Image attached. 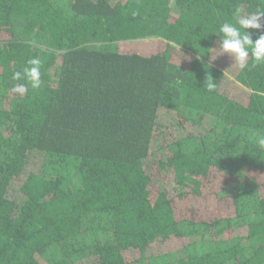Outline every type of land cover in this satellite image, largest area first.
<instances>
[{"label": "trees", "instance_id": "16d2710c", "mask_svg": "<svg viewBox=\"0 0 264 264\" xmlns=\"http://www.w3.org/2000/svg\"><path fill=\"white\" fill-rule=\"evenodd\" d=\"M258 9L0 0V264H264V63L213 33Z\"/></svg>", "mask_w": 264, "mask_h": 264}, {"label": "clouds", "instance_id": "9594fccd", "mask_svg": "<svg viewBox=\"0 0 264 264\" xmlns=\"http://www.w3.org/2000/svg\"><path fill=\"white\" fill-rule=\"evenodd\" d=\"M264 17V9H258L248 15L239 16L236 23L224 22L219 26L218 31L213 33L219 37V52L217 55L228 54L234 58L236 67L244 70L249 67L248 58L251 54L253 65L264 63V32L253 40L252 35L247 29H264V23L261 18ZM238 25V27H237ZM243 30V31H242ZM41 65L39 57L30 58L22 71L13 73L14 80H25L27 83H21L13 87V92L24 95L28 91V86L36 90L41 87ZM204 87L208 91H213L216 84L213 80L206 79ZM264 146V139L259 141Z\"/></svg>", "mask_w": 264, "mask_h": 264}]
</instances>
